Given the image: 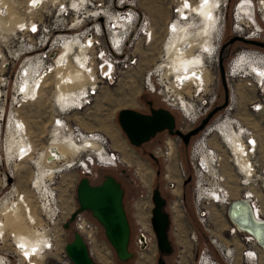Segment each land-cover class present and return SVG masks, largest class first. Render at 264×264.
Wrapping results in <instances>:
<instances>
[{"label":"rangeland","instance_id":"374dc122","mask_svg":"<svg viewBox=\"0 0 264 264\" xmlns=\"http://www.w3.org/2000/svg\"><path fill=\"white\" fill-rule=\"evenodd\" d=\"M4 1L9 9L10 15L6 19L0 17V198L5 195L10 186H14L19 193L24 192L28 201L24 197L22 199L26 205L29 204L27 208L33 212L35 217L28 219V216H26L27 221L22 218L24 220L22 222L33 231L32 234L43 238V230L38 227L42 221L38 204L42 200L45 191L49 190V188L43 187L41 183L44 181V177L48 176L50 179L52 174L44 173L43 169L49 164L42 160V158L44 156L43 154L47 152L48 146L56 134H58L56 130L52 132L54 119L57 114L62 115L63 113L56 105V103H59L60 89H58V86L60 85L59 74L61 73L59 71L57 72V68L56 71L53 70L55 57L59 53L60 46L62 45V36L74 33L76 27L78 29V25L81 26L84 23L83 20L85 18L82 15L85 14L81 13L83 7L88 4L89 0H84L81 3L82 8L73 10L72 8H74V4L76 5L77 0H39L38 4L34 6L32 4L33 0ZM179 1L95 0L93 2L94 5L97 3L102 4L99 8L115 11L133 9L142 19L150 20L153 27L150 30L152 41L148 42L145 40L138 21L129 37L125 54L122 56H114V58L111 57L110 60L107 59L108 56L105 58V61L112 64L110 80L108 78L102 80L98 76L102 82L97 83L95 93L89 97V102L81 109L74 108L71 109L69 114H63L67 125L69 124L72 127L78 126L81 130L85 131H97L101 133L106 139L107 145H110L109 149L117 150L119 156L125 160L115 166L95 164L90 167L91 172L87 174L75 165L67 169L65 165H72L80 154L74 158H69L70 156H68L66 161L63 160L55 163L56 171L53 173V177L51 178L52 183L49 185L53 191L55 189L58 190L59 207L63 211L60 215V221L64 223L69 219L73 202L77 206L76 185L81 177L88 176L92 183L97 184L102 181L104 175L111 174L121 183L124 189L123 204L131 228L129 251L132 253V257L125 262H121L106 240L104 247L107 248L111 255L112 264H157V259L161 254L157 248L154 231L151 226L146 225V235L149 236V241L145 247H142L138 243V224L133 215L135 211L134 202L140 199L141 195L146 193L147 190H150L152 193L155 187L160 189L161 194L166 199L165 211L169 214L170 218L168 237L172 245V251L169 255L164 256L166 264H184L185 261L187 262L185 264H204V259H208V261L217 260L220 264H227L221 259L211 239L213 236L218 235L220 238L224 237L227 239L225 241L230 242L233 240L236 242L237 238L234 237L231 239L229 232L223 231L224 225L226 224L225 217H227L229 224H227L228 228L226 230L233 228L226 212L228 205L216 206L214 204H208L206 199L205 193L213 191L217 186L224 190L223 193L226 196L228 193V202L235 199L252 198L260 216L264 218V110L258 112L252 111L249 101L251 100L250 95H254L255 90L247 85V80L245 82L238 81L237 77L230 75V61L232 58L228 62L226 60L224 61V67L228 76V85L231 91L230 93L232 94V104L216 113L207 127L193 136L187 146L183 144L181 139L178 142L175 140V136L170 135L175 144L174 158L176 157V165L178 162L184 167L185 179L180 178L179 170L176 171L178 169L177 166L174 168L177 173L175 177L174 170L168 176L169 178L172 175L170 177L171 179L174 178L172 181L170 178L169 181L165 177L167 174L166 168L170 160V157H168L167 163L165 154V145H168V142L171 141L169 140L168 132L162 131L148 142L139 147H135L129 143L119 126L118 112L121 109L131 108L140 112L149 113L150 106L148 105V101H151L154 108L163 107L171 110L175 115L177 128L183 132H187L197 126L207 112L217 105L215 104L206 110L208 104H202L204 100L208 101L211 98L213 83H217V92L220 94L218 104L223 102V88L220 84L218 67V49L215 53L210 51L216 46L215 41L219 37V34L212 37L210 47L207 46L206 39L198 40V44L195 45V48L190 54L191 56L189 55V62L193 59V63L195 64L192 65H194L193 67L195 69L200 70L203 74L207 72L208 79L206 78V82H203V85L200 86L197 81H194V84L190 85V87L185 86V89L183 88V90L179 91V89L172 86V83L175 81L174 76L171 75L167 78V74L173 72V62L169 58L168 52V43L172 37L169 34L171 33L170 23H173L171 21L176 17L175 9H177L176 6H178ZM183 1L180 2V7L183 5ZM188 1L198 6L204 0ZM212 1H215L217 5L214 8L216 21H220L221 23L224 20L225 22L222 36L233 35L231 24L233 23V5L236 0H227V9L225 12L223 11V2L225 0ZM191 15L194 17L188 16L187 22L180 20V22H177L190 27L189 29H193L194 31L200 30L204 22L197 14L193 13ZM179 17V19L182 18L181 13H179ZM34 24L37 25L38 29L32 33L29 29ZM55 29L58 30L56 36ZM215 29H217V25ZM57 34L60 36L59 39ZM101 43V46L106 48L107 44L104 38ZM74 46L75 44H72L71 48H69L70 46L68 47L66 45L63 51L64 55L58 61L61 62L67 58L72 73L79 72L87 75L85 71L90 69L94 74L96 71V75H98V70L101 66L100 60L94 59L93 61L95 71L93 67L87 66L86 63H83L82 69L76 67L74 62H70L67 56L72 52ZM235 49L236 53L240 54L249 52L250 55L244 54L248 56L245 59L251 62L255 68L259 66L264 67V64L261 63H264V61H261L256 55H252L257 50L264 55V49L245 47L241 43H236ZM130 58L135 59L134 64H130ZM24 70L27 72L23 74ZM40 71H46L47 75H44V81L38 83L36 86L37 96L28 95L30 99L24 100V95L21 94L22 91L18 89L21 78L25 75L31 80ZM150 72H155L152 74L154 84L151 83V86L153 88L150 86V81H147ZM247 73L255 75L254 71H248ZM146 83H148L150 89H148ZM88 85L89 83L85 86ZM180 85L182 86L183 84ZM63 88H67L65 92L69 94V99L71 98L72 100L75 97L74 104L78 103L79 88L74 86ZM237 92L239 95H237ZM257 95L259 94L257 93ZM183 102L188 104V111L185 109ZM179 108L181 110L183 109V111ZM15 117L24 123L26 129L25 136H28L31 141L30 144H33L32 147L39 153L38 157L32 154L28 159H10L8 149L12 152L17 150L15 149L16 145L8 148L9 138L11 137V121ZM228 121L235 122V128L242 126L244 129L248 128L249 133L253 131L251 134L257 141V148L251 153L252 149L249 141L246 140V145L249 150V155H247L248 161H250L252 168H254V174H252L250 179L240 172L235 163L233 153L225 146L219 131H217L221 123H227ZM239 127L236 128L238 131H240ZM58 136L68 137L65 134H61V136L58 134ZM12 138L20 141L15 136ZM118 140L119 143H117ZM92 142L98 144L96 141ZM78 143L80 142H77V145L84 144ZM158 147H161L162 151H158ZM83 151L81 150V152ZM210 151L214 152L215 159V156L218 155L217 161L215 160L217 165H213L218 171V173H215L217 178L212 174L214 172H207L202 164L206 153L212 157L209 153ZM97 157L101 158L98 155ZM33 161L42 168L40 173L36 171L32 163ZM14 163L18 164L17 167L14 166ZM63 163L64 165H62ZM126 163L131 164L127 166ZM136 167H139V173L141 169L149 170L152 173L150 174V183L147 186L133 175ZM5 177H7L6 180H4ZM189 177L191 179L186 182ZM9 178L11 181H9ZM178 181L181 183H178ZM170 182L172 186L169 185ZM34 183L39 187L38 189L33 187ZM177 186L181 190L179 196L173 192ZM216 191H218V188ZM199 195L203 198V210L205 212L209 211L205 216V222L199 216L201 208L197 203ZM72 196L74 197L73 202L68 203ZM175 202H177L179 209H181L180 213L183 215L181 216L182 218L179 224H177L178 221L174 223L172 206ZM0 203L3 204L4 202ZM146 208H150L151 216V210L153 208L152 198L151 203L148 201ZM146 213H149L148 210ZM36 220L38 225L35 228V225L33 226L31 224L36 222ZM181 225L183 226L181 227ZM178 226L179 230H177ZM55 229L59 247L64 246V244L72 240L73 223L68 230L64 229L63 225L62 227L58 225ZM11 233L15 234L10 230L6 231V236L0 242V253L7 252L8 255H11L10 264H23L12 254L13 240L10 236ZM180 243H183V245ZM142 255L143 257L149 256L146 259ZM183 257H185L184 262ZM93 259L100 264L94 256ZM236 261L237 264H240L238 256Z\"/></svg>","mask_w":264,"mask_h":264},{"label":"built area","instance_id":"2783aa9c","mask_svg":"<svg viewBox=\"0 0 264 264\" xmlns=\"http://www.w3.org/2000/svg\"><path fill=\"white\" fill-rule=\"evenodd\" d=\"M93 2H95V0H89L88 4H86V6L83 7L81 5L78 6V1H76L77 6L74 4L73 6L74 8H72V10L83 7L82 9L83 11L81 14H85L82 15V17L85 18L83 20L84 23L81 25L82 27L78 25V29L76 27L74 33L70 35H63L61 40L63 43V41L66 39L75 38L79 42L85 43L87 47L86 49L87 63L93 62L94 59L101 61V66L99 67L98 75H96L97 82L93 87L90 84L88 86H85L84 91L80 92L78 103H75L70 106H64L63 108L59 107L56 103L57 107L60 109V111H63V113L62 115L57 114L56 118L54 119V125H53L54 128H52V129L55 128L58 129V132L60 134H65L69 138L74 139L76 142L86 143L89 141H96L98 142V144H100L101 146L100 154L102 155L101 158H98L97 155L91 151H83L80 152V155L76 158L75 162L72 163V165L69 166L65 165L67 169L72 168L75 165L76 167L81 169L83 172H86L87 174L91 172L90 167L95 164L103 165V166L104 165L115 166L118 163L123 162L124 160L122 157L119 156V152L117 150L109 149L110 145H107V141L101 133L97 131H85V130H81L78 126L72 127L69 124L67 125L63 114L65 115L69 114L71 109L74 108L77 109L83 108L84 105H86V103L89 102V97L95 93L96 90L95 88L97 86V83H99L100 81L102 82V80L106 78L110 80V72L112 70V64L110 62L105 61L106 60L105 58L108 56L107 59L110 60L111 57L114 58V56H122L123 54H125L129 37L132 34V30L135 27V25L138 23V21L140 27L142 28L141 32H144V30L148 28L151 24L150 20L144 18L142 19L141 17H139V14L133 9H127L125 11L122 10L115 11L111 9L99 8L102 6V4L97 3L96 5H94ZM32 4L34 6L38 3H35L33 1ZM226 9H227V0L223 2V11L225 12ZM241 9H245L246 12L249 13V18L246 15L245 16L247 19L241 18L242 15L238 14L241 13ZM113 14H116V18L111 17V15ZM232 18H233V23L231 24V31L233 35H239L246 39L259 40L264 42V0H236L233 5ZM115 19H120L121 23L122 24L124 23L125 25L120 27L118 23L115 21ZM224 24L225 22L223 20L220 26L219 37H217L215 41L216 46H214V48L210 50L212 53H215L220 46V42L223 37L222 32L224 30ZM37 29H38L37 25L34 24L30 27L29 31L34 33L37 31ZM57 31L58 30L55 29V36ZM57 36L59 39L60 36L58 34ZM103 38L106 40V44H107L106 48L101 46L102 44L101 42L103 41ZM146 41L148 40L146 39ZM242 54L250 55L249 52H245ZM240 55H241L240 53L237 54L230 62V70H232L233 65L235 64L238 57H240ZM252 55H256L257 57H260L261 59L264 60V55L259 53L258 50L254 51V54ZM129 61L130 64H134L135 59L130 58ZM25 72L27 71L24 70L23 74ZM153 73L150 72L147 81H152ZM38 75L39 74H37V76ZM98 76L101 77L102 80L99 79ZM234 76L237 77L238 81L245 82V80H247V85L255 90L254 95H250L251 100L249 101V104L251 106L252 111H256L255 107L258 106V104H264V93L262 91V85L260 80H257L256 75L247 73L243 70H239L236 74H234ZM23 77L26 76L23 75ZM146 85L149 89L148 83H146ZM18 89L22 91L21 94L24 95L25 98L24 100L30 99L28 95H26V92L24 91V88H22L21 84L18 86ZM230 92L231 91L229 88V93ZM217 93H218L217 83L215 84L213 83L211 98L208 101L204 100L202 102L203 105L208 104L206 110L209 109V107L215 105L217 100ZM257 93L259 95H257ZM231 104H232V94L230 93L227 107H229ZM168 137L169 140H171V142L173 143V139H171L170 134L168 135ZM175 137H176L175 140L180 142V138L177 136ZM27 141H29L28 136L25 137L23 142L24 144H26V146H24L23 148L21 147L22 151L20 150L19 152V153L21 152L24 153L22 157L17 156V154H19L17 153L18 150L13 151L14 155L12 154V156L13 158H15V160L28 159L32 154H35V156H37V151H35L34 148L32 147L33 144L29 145L27 144ZM174 145L175 144L173 143V148ZM157 150L162 151V148L158 147ZM173 152L175 153L174 149ZM169 153H170V148H168V145L166 144L165 154H166L167 163H168ZM209 153L211 154L212 152L210 151ZM215 160L216 159L214 158L212 162L213 165L216 164ZM32 163L34 164L36 171L40 173L42 168L36 165L34 161ZM48 164L49 165L46 166L43 170L45 174H52L51 176L52 178L53 173L55 172V158L48 159ZM126 164L127 166L130 165L128 163ZM62 165H64V163ZM177 167L180 172V178L185 179L186 174L184 167L182 166L181 163L178 162H177ZM139 170L140 169L136 167L133 171V175L137 177L140 180V182H142L140 179ZM168 176L169 175L167 174L165 175L166 178H168ZM51 178L49 179L48 176H46L44 177V181L47 182L44 183L43 181L41 183L43 187L45 186V188H49V190L45 191L44 195L42 196V200L38 204L40 208V212H39L40 218L42 220L41 224L38 225L37 220L36 222H33V224H31L33 226L35 225V228L36 225H38V227L43 230V238L40 246L31 247L29 254L24 253L22 251L24 247L21 244L16 243L14 241L15 235L13 233L10 234V236L12 237L11 239L13 240L12 254H14V256H16L23 264H46V262L48 261H51L55 264H71V261L64 249L65 244L62 247H59L57 244V233L55 228H57L58 225L62 227V225L64 224L62 221H60V215L63 211H61L59 207L58 190L55 189V191H53L52 188L49 186L50 183H52ZM6 179L7 177L4 178V180ZM169 185L172 186L171 183ZM33 187L36 189L39 188L38 186L35 185V183L33 184ZM214 190L205 193L208 204H214L216 206L226 205L229 200L228 197L225 196L224 198H221L220 197L221 191L219 190L214 192ZM23 197L27 200V196L24 192L19 193V191H17V189L14 186H10L7 192L5 193V195L2 198H0V202L5 203V207H4L5 209L17 208L18 206L25 207L22 201ZM151 197H152L151 191L147 190V192L142 194L141 198L138 199L139 201L136 200L134 202L135 211L133 215L138 224V231H139L138 243L141 244L142 247H145L149 241V236L146 235V230H147L146 225H148L149 227L151 226V221H150L151 216H150V208L147 209L146 207L148 206V201L149 203H151ZM73 199L74 197L72 196V198L69 199L68 203H72ZM197 200H198L197 203L201 206L199 216L201 217L203 222H205V216L209 213V211L205 212L203 210L204 208L203 198L200 195L198 196ZM249 201L254 207L255 205L252 201V198H250ZM4 208H1V203H0V227L2 226V222H1V218L3 215L2 209ZM76 208L77 206L73 202V207L69 215H71V213L74 212ZM147 210L149 213H146ZM41 225L43 226L41 227ZM231 226H233V224H231ZM73 229L78 231L83 237L89 255L92 258L93 256L94 257L96 256L95 245L97 244L98 245L101 244V246L106 245V238L102 226L91 216V214L88 211H82L76 214V217L73 221ZM232 229L223 230V231H228L231 236V239L236 237L237 238L236 242L233 240L230 242L225 241L227 239H225L224 237H222L221 239L218 235L213 236V238L211 239V242L214 245V247L217 249L221 259L227 264H237L236 258L238 256L240 259V264H264V245L256 241L251 234L245 233L238 229L232 231ZM6 231L0 232V242L4 239L6 235ZM222 236L224 235L222 234ZM36 253H38L40 256ZM10 258L11 255H8L7 252L0 253L1 264H10ZM209 264H220V263L217 260H213V261H209Z\"/></svg>","mask_w":264,"mask_h":264},{"label":"bare ground","instance_id":"6f19581e","mask_svg":"<svg viewBox=\"0 0 264 264\" xmlns=\"http://www.w3.org/2000/svg\"><path fill=\"white\" fill-rule=\"evenodd\" d=\"M33 1L35 3L39 2V0H33ZM77 1H78V5H81V3L84 2V0L83 1L77 0ZM180 2H182V0L179 1V4H180ZM179 4H178V6H176V8H177L175 11L176 17L171 21L173 23H171V25H170L171 33H169V34H171L172 37L168 43V52H169V58H171V60L173 62V72L168 73L167 78H169L171 75H173L175 78V81L172 83V86L176 89H179V91H180V90H183V88L185 86L190 87V85L194 84V81H197L200 84V86L203 85V82H206L205 80L207 78V72H205L203 74V72H201L200 70L195 69L193 67L194 65H192L195 63H193V59H191V62H189V57L191 56L190 54L193 51V49L195 48V45L198 44V40L206 39L207 46L208 47L211 46L210 44H211L212 37L214 36V34L217 30V29L215 30L216 25H217L216 22H218V21H216V16L214 15V8L217 7L215 1L211 2V0H204L198 6H195L193 3H190L188 0H184L183 5L181 7L179 6ZM179 13H181V17H182L181 19L182 20L179 19L180 18ZM186 13H188V15H186ZM193 13L197 14L202 19V21L204 22V25L202 26V28L200 30H197V31H194L193 29H189L190 27L184 26L181 23H179L180 21L187 22L188 16H193V15H191ZM238 14L242 15V17H241L242 19L246 18V16L249 18V13L246 12L245 9H241V13H238ZM8 15H10V12H9V9L7 8L6 4H5V1L0 0V17H4L6 19V17ZM111 17L116 18V14L111 15ZM115 21L118 23V25L120 27L125 25L124 23L123 24L121 23L120 19H115ZM177 21H179V22H177ZM252 21H253V19H252ZM175 22H177V23H175ZM3 25H4V23H3ZM220 26H221V23L219 22V26H218L219 33H220ZM151 28H153V27L150 24V26L148 28H146L144 30V32H141L143 37L145 38V40L147 39L148 42L152 41V34L150 33ZM69 43L71 45L75 44L72 52L70 54L67 53L68 54L67 57H69L70 62H74L76 67H79V68H82L83 63H86L87 66L93 67V62L87 63V60H86V56H87L86 49H87V47H86L85 43L79 42L75 38H72V39L69 38V39H66L63 41L62 45L60 46L59 53L55 57V65L53 68L54 71H56V68H57L58 69L57 72L59 71V73H61V74H59L60 85L58 86L59 87L58 89H60V94H59V101H58L59 103L57 104L61 108H63L64 106L73 105L75 100H76L75 97L72 100H71V98L69 99V94L67 92H65V90L67 88L65 89L63 87L74 86L76 88H79L78 89L79 90L78 95H80V92L84 91L85 85L87 83H89L93 87V86H95V83L97 82L96 72L94 74V72H92L89 69L88 71H85V73L87 75H84L83 73H79V72L72 73L70 70V63H69V60L67 58L62 60L61 62L58 61L60 59V57L62 55H64L63 51L65 49V46L67 45L68 47L70 46L69 48H71V45ZM245 57H248V56L241 54L240 57H238V59L236 60L235 64L233 65V68L231 70L232 73L236 74L239 70H243L245 72H248L250 70L254 71L256 78L258 77V79L261 78V81L263 80L261 85H262V91L264 93V67L262 68L259 66V67L255 68L254 66H252L251 62H249L245 59ZM260 60L264 61L261 58H260ZM102 69H105V68H102ZM65 71H67V72L63 75V73ZM94 71H95V68H94ZM29 73H30V71H29ZM44 75H47V72L46 71H44V72L40 71L39 75L36 77H33V78L31 77L32 78L31 80H29L28 76L21 78L20 84L22 85V88H24L26 95H30V94L32 96L36 95V91H37L36 86L39 82L42 83L44 81V79H45ZM151 83H152V81H150V86H151ZM180 84H183V85L181 86ZM151 87L153 88V86H151ZM149 89H150V87H149ZM237 95H239L238 92H237ZM183 105H184L185 109L188 111V107H187L188 104L186 102H183ZM260 105H264V104H260ZM258 107H259V104H258ZM234 125H235V122H233V123L230 121H228L227 123L223 122V124L221 123V125L218 126L217 131H219L220 137L222 138L225 146L233 153V155L235 157V163L238 166L240 172L245 177L250 179L252 174H254L253 173L254 168H252L250 161H248L247 155H249V153H248L249 150L247 148L248 146L246 145V140L249 141V145L252 149L251 153H253L254 149L257 148V141L252 136L251 131L249 133L248 128L244 129V128H242V126L241 127L237 126V127H239V130H240V131H238L234 127ZM10 128H11V137L9 138V144L7 143L9 145L8 148L17 145V143H18L17 147L16 148L14 147V148L17 149L18 150L17 153H19L20 150L22 151L21 147L23 148L24 146H26V144L23 143L25 137H27V136H25L26 135V131H25L26 129H25L24 123L22 121H20L19 119H17V117H15V119H13L11 121ZM55 130L61 136V134L58 132V129H56V128L52 129V132ZM58 134H56L55 138L52 140V142L48 146L47 152L45 154H43L44 156H43L42 160H44L46 163H48V159H52V158H55V163L63 161V160L66 161V159H68V156H70L69 158H74V157L78 156L80 154L81 150L91 151V152L97 154L98 156H102L100 154L101 146L98 145L97 143L89 141V142H86L84 144L78 143V144H83V145H77V142L74 139L69 138V137H65V136H61L62 137L61 138L58 136ZM113 135H115V134L113 133ZM14 136L16 137V139H18L20 141H16L14 138H12ZM110 136H111V134H110ZM114 138H116V137H114ZM30 142L31 141L29 139V141H27V144L31 145ZM117 143H119V140L117 141ZM168 148H170V153H169V157H170L169 159L170 160H169V165L167 167V171H168L167 175H170L171 173H173V170H174V172H175L174 177H175V175L177 174L176 171L178 169H176V171L174 169L175 166H177V165L175 164L176 163L175 162L176 157L175 158L173 157V155H174L173 149L174 148H173V143L171 141L168 142ZM12 153L13 152L9 151V149H8V154H9L10 159L13 158ZM23 154L24 153L21 152V153L17 154V156L22 157ZM38 154L39 153H37L36 157H38ZM213 154H214V152L211 153L212 157L214 158ZM217 156H215L216 161H217ZM212 157L206 153L204 155V158H203L204 162H202V164H203L204 169L207 172H214L212 174L216 177L215 173H218V171L213 167V163H212L213 158ZM17 165L18 164L16 163L14 166L17 167ZM215 165H217V162ZM139 174H140L141 181L143 182V184L145 186H147L150 183L149 179H150V174H152V173L149 172V170L141 169ZM177 177H178V175H177ZM172 179H174V178H172ZM172 179H171V181H172ZM176 179L178 180V178H176ZM179 180H181V179L179 178ZM219 182H220V180H219ZM178 183H181V182L178 181ZM217 188H218V191L219 190L221 191V194L219 193L220 197L224 198L226 196V194L223 193L224 190L222 188L220 189V187H217ZM217 188L214 190V192H216ZM180 191L181 190H180L179 186H177V188H175L173 190L174 194L177 196H179V194H181ZM227 196H229L228 193H227ZM22 201H23V205L25 207H19L18 206L17 208L5 209L4 208L5 203L1 204V208H4V209H2L3 215L1 218L2 226L0 227V232L1 231L5 232L6 230H8V231L10 230L11 232H14L16 243L21 244L24 247L22 249V251L24 253L29 254L31 247H33V246L39 247L40 246L41 241H42V237H40V236L38 237L37 235H36L37 236L36 237L34 234H32L33 231L30 228H28V226L26 227L25 223L22 222V221L26 220V216H28V219L35 217L33 215V212H31V210L29 208H27V206L29 204L26 205L24 203L25 201L23 199H22ZM233 201H234V203L231 205V207L229 209V216H230V219L233 221L232 231L238 229V230L243 231L245 233H249L253 236V238H255L256 241H258L259 243L264 245V221H263V219H260L261 216H260L258 209L256 207L254 209L253 205L249 201V198L235 199ZM230 204H231V201L227 202L226 206L228 205V207H229ZM228 207H227V209H228ZM180 210L181 209H179L177 202H175L172 206V211L174 213V223H176L178 221L177 224H179V222H181V218H182L181 216H183V215H181ZM22 218L24 220H22ZM175 226H177V225H175ZM182 226L183 225H181V227ZM177 230H179V226H178ZM7 234H8V232H7ZM177 235H179V234H177ZM182 242H183V240H182ZM180 244L183 245V243H180ZM185 245H187V244H185ZM95 252H96L95 258L100 264H112L111 255L108 252L107 248L97 244V245H95ZM152 252H153V250H152ZM36 254H38V253H36ZM183 254H182V256H183ZM148 256H145L146 259L148 258ZM142 257H143V255H142ZM145 257H143V258H145ZM41 258H42V256H41ZM184 258L185 257H183V259ZM142 261H143V259H142ZM184 261H185V259L183 260V262ZM148 262H149V259H148ZM185 263H187V262L185 261L184 264ZM0 264H1V262H0ZM139 264H141V263H139ZM204 264H209L208 259H204Z\"/></svg>","mask_w":264,"mask_h":264},{"label":"water","instance_id":"95a60500","mask_svg":"<svg viewBox=\"0 0 264 264\" xmlns=\"http://www.w3.org/2000/svg\"><path fill=\"white\" fill-rule=\"evenodd\" d=\"M234 41H241L264 49V42L246 39L239 35H234L222 49ZM220 78L224 91V100L221 104L214 106L194 128L183 132L176 126L174 113L163 107L154 108L152 102L148 101L150 106L149 113L140 112L131 108H123L118 112V123L126 138L132 146L139 147L148 142L156 134L166 131L170 135L179 137L183 144L187 146L191 138L203 131L209 124L213 116L219 111L225 109L229 102V86L227 82L225 68L220 59ZM191 178L189 177L186 182ZM9 181L11 179L9 178ZM124 189L121 183L111 174L104 175L101 182L94 184L88 176L79 179L76 185L77 208L71 213L69 219L64 222V229H69L73 223L76 214L82 211H88L91 216L102 226L106 240L116 253L118 260L125 262L132 257L129 251V242L131 228L123 204ZM153 208L151 210V226L155 234L157 248L160 256L157 264H166L164 256L172 251V245L168 237V228L170 223L169 214L165 211L166 199L161 194L158 187L152 191ZM227 216L231 224L233 221ZM264 221V220H263ZM73 238L64 246L65 252L69 257L71 264H98L90 255L86 243L81 234L73 229ZM46 264H55L51 261Z\"/></svg>","mask_w":264,"mask_h":264},{"label":"flooded vegetation","instance_id":"af4514ba","mask_svg":"<svg viewBox=\"0 0 264 264\" xmlns=\"http://www.w3.org/2000/svg\"><path fill=\"white\" fill-rule=\"evenodd\" d=\"M222 8V7H221ZM219 20H220V17H219ZM219 22L220 21H218V23H217V30H216V32H215V34H214V36L215 35H218L219 34V29H218V25H219ZM232 36H234V35H230V36H228V35H223V37H222V40H221V42H220V46H219V48H218V67H219V62H220V59H221V61H222V64H223V66H224V61L226 60V62H228V60L229 59H233L237 54H239V53H236V49H235V44L236 43H241L243 46H245V47H256V46H254V45H251V44H246V43H243V42H241V41H234V42H232V43H228L223 49H222V46L225 44V43H227L228 41H229V39L232 37ZM257 41H259V40H257ZM263 42V41H262ZM257 48H259V47H257ZM259 49H262V48H259ZM226 51V53L224 54V52ZM225 55V56H224ZM232 59H231V61H232ZM230 61V62H231ZM261 62V61H260ZM262 64H264L263 62H261ZM225 68V67H224ZM251 71V70H250ZM225 72H226V77H227V71L225 70ZM231 74L230 75H233L234 76V74L232 73V71L230 72ZM219 74H220V68H219ZM260 76V75H259ZM258 80H260V82H261V84H262V81H261V78L260 79H258ZM227 82H228V77H227ZM220 84H221V78H220ZM222 86V85H221ZM229 86V85H228ZM223 88V87H222ZM219 96H220V94L219 93H217V100H216V103L215 104H218V98H219ZM229 96H230V93H229ZM223 100H224V91H223ZM180 109V108H179ZM181 110V109H180ZM255 110H256V112H258V111H261V110H264V105H259V107L257 106L256 108H255ZM182 111H183V109H182ZM210 111V110H209ZM208 111V112H209ZM207 112V113H208ZM203 119V118H202ZM201 119V120H202ZM236 128H238V127H236ZM251 132H253V131H251ZM204 162V161H203ZM219 166V165H218ZM248 198V197H247ZM245 199V198H244ZM232 202V201H231ZM254 209H255V206H254ZM258 217V216H257ZM260 219H263L264 220V218L263 217H261ZM111 262H112V259H111Z\"/></svg>","mask_w":264,"mask_h":264},{"label":"crops","instance_id":"0c3cea01","mask_svg":"<svg viewBox=\"0 0 264 264\" xmlns=\"http://www.w3.org/2000/svg\"><path fill=\"white\" fill-rule=\"evenodd\" d=\"M225 218H226V219H225V223H226V224L224 225V230H226V229L228 228V225H229V224H228L227 217H225ZM227 224H228V225H227ZM219 237H220V236H219ZM221 239H222V238H221Z\"/></svg>","mask_w":264,"mask_h":264}]
</instances>
